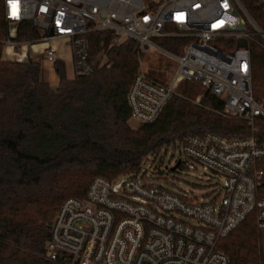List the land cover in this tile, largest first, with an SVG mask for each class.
Wrapping results in <instances>:
<instances>
[{
    "label": "built area",
    "instance_id": "built-area-1",
    "mask_svg": "<svg viewBox=\"0 0 264 264\" xmlns=\"http://www.w3.org/2000/svg\"><path fill=\"white\" fill-rule=\"evenodd\" d=\"M261 6L264 11V0ZM3 11L8 61L24 63L40 55L54 62L55 40L65 39L73 78L85 76L93 71L87 37L99 32L110 33L116 44L134 42L139 54L157 53L170 61L174 66L166 82L139 62L127 93L132 122H154L180 83L195 82L223 101L224 117L242 119L251 130L240 139L207 133L166 146L178 159L165 173L151 175L140 166L112 180L94 178L83 199H66L56 211L48 261L232 264L218 247L223 239L253 212L264 233V171L257 168L264 161V141L255 127V119H264V104L254 98L248 48L254 34L263 40L264 34L239 0H3ZM24 21L40 37L16 53V30ZM241 22L245 29L238 31ZM158 40L177 42L170 49ZM243 40L247 47L238 48ZM177 172L191 175L193 182Z\"/></svg>",
    "mask_w": 264,
    "mask_h": 264
},
{
    "label": "trees",
    "instance_id": "trees-1",
    "mask_svg": "<svg viewBox=\"0 0 264 264\" xmlns=\"http://www.w3.org/2000/svg\"><path fill=\"white\" fill-rule=\"evenodd\" d=\"M239 1L264 34L261 0ZM248 30L254 33L252 26ZM39 37L24 21L14 41L34 43ZM87 38L92 73L67 79L64 64L55 60L53 88L39 61L3 59L8 25L0 0V264H59L46 258L53 217L66 199H83L94 178L134 172L147 156L188 135L240 139L251 134L242 119L224 117L223 101L195 82L180 83L159 117L133 130L127 93L140 54L134 42L116 44L107 32ZM158 42L174 49L177 41ZM261 43L254 34L248 48L254 98L264 104ZM103 57L106 63L99 66ZM255 127L264 141V119H255ZM257 168L264 171V161ZM218 247L232 264H264V233L256 227L255 213Z\"/></svg>",
    "mask_w": 264,
    "mask_h": 264
},
{
    "label": "rangeland",
    "instance_id": "rangeland-1",
    "mask_svg": "<svg viewBox=\"0 0 264 264\" xmlns=\"http://www.w3.org/2000/svg\"><path fill=\"white\" fill-rule=\"evenodd\" d=\"M8 33H9V28H8ZM16 43H17V47L15 49V52L19 53V48L21 47V45L24 46L26 43L25 42H16ZM262 43L264 44L263 39H262ZM262 43L261 45H263ZM54 45L57 50L56 60H59L64 64L65 74L67 76H72V51L70 46L68 45L65 39H56ZM27 49L29 48L27 47ZM139 56H140L139 57L140 65H143V67L148 70L151 76L164 82L169 80L172 73V67L174 66L170 61L166 60L157 53H144V54H140ZM29 58L37 60L41 63L43 70V78L51 87L55 88L58 84V78L54 70V62L46 61L40 55H32L29 56ZM105 63H106V58L103 57L100 60L99 66H102ZM198 98L200 97H197L195 99V103ZM128 125L133 130L138 129L141 126L140 124L132 122L130 120H128ZM177 159H178V154L172 158L169 152H166V147H163L161 150H159L157 157L150 156L148 160H145L142 163L141 167L143 171H146L148 174L151 175L158 174L159 172L165 173V166L174 164L177 161ZM177 173L181 174L183 179L186 180L187 182H193V178L191 175L185 174L184 172H177Z\"/></svg>",
    "mask_w": 264,
    "mask_h": 264
},
{
    "label": "water",
    "instance_id": "water-1",
    "mask_svg": "<svg viewBox=\"0 0 264 264\" xmlns=\"http://www.w3.org/2000/svg\"><path fill=\"white\" fill-rule=\"evenodd\" d=\"M245 29V23L244 22H241L239 24V26L237 27V30L238 31H243ZM237 47L238 48H246L247 47V42L246 41H239L238 44H237ZM175 168H172V171L174 170Z\"/></svg>",
    "mask_w": 264,
    "mask_h": 264
},
{
    "label": "crops",
    "instance_id": "crops-1",
    "mask_svg": "<svg viewBox=\"0 0 264 264\" xmlns=\"http://www.w3.org/2000/svg\"><path fill=\"white\" fill-rule=\"evenodd\" d=\"M66 77H67V79H73V75L72 76H67L66 75Z\"/></svg>",
    "mask_w": 264,
    "mask_h": 264
}]
</instances>
